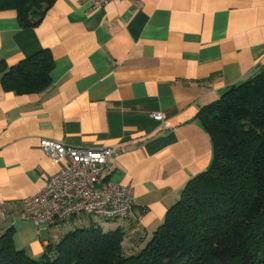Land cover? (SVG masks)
I'll return each mask as SVG.
<instances>
[{
    "label": "crops",
    "instance_id": "obj_1",
    "mask_svg": "<svg viewBox=\"0 0 264 264\" xmlns=\"http://www.w3.org/2000/svg\"><path fill=\"white\" fill-rule=\"evenodd\" d=\"M43 49L53 58L47 88L18 95L0 82V234L12 227L15 247L37 258L52 243L50 227L94 222L123 230L131 252L211 162L199 110L264 72V0H122L100 9L55 0L32 28L0 11V61L15 65ZM41 139L112 147L109 178L133 188L134 215L40 227L28 219L22 200L64 164L45 155Z\"/></svg>",
    "mask_w": 264,
    "mask_h": 264
},
{
    "label": "trees",
    "instance_id": "obj_2",
    "mask_svg": "<svg viewBox=\"0 0 264 264\" xmlns=\"http://www.w3.org/2000/svg\"><path fill=\"white\" fill-rule=\"evenodd\" d=\"M55 0H0L21 28L37 26ZM43 49L8 66L5 91L29 94L51 83ZM210 136L209 166L190 178L162 222L131 252L124 231L90 222L68 230L39 257L17 249L13 228L0 234V264H264V72L228 87L197 114Z\"/></svg>",
    "mask_w": 264,
    "mask_h": 264
},
{
    "label": "built area",
    "instance_id": "obj_3",
    "mask_svg": "<svg viewBox=\"0 0 264 264\" xmlns=\"http://www.w3.org/2000/svg\"><path fill=\"white\" fill-rule=\"evenodd\" d=\"M100 9L110 1L85 0ZM161 119V113H153ZM40 148L53 162L61 165L45 185L22 200L26 217L37 226H52L75 217L103 220L127 219L134 215V192L128 185L109 178L112 147L88 149L41 139Z\"/></svg>",
    "mask_w": 264,
    "mask_h": 264
},
{
    "label": "rangeland",
    "instance_id": "obj_4",
    "mask_svg": "<svg viewBox=\"0 0 264 264\" xmlns=\"http://www.w3.org/2000/svg\"><path fill=\"white\" fill-rule=\"evenodd\" d=\"M92 219L96 220L97 218L93 217ZM63 226L66 227V225H61L60 224V225H57V226L50 227V229L48 228L49 229V234H50V240H51L52 244H56L57 242H59L60 239L62 238V236L69 230V229H64L65 227H63Z\"/></svg>",
    "mask_w": 264,
    "mask_h": 264
}]
</instances>
